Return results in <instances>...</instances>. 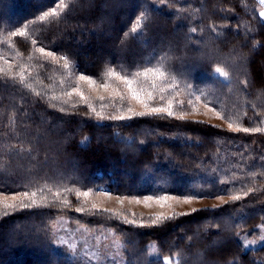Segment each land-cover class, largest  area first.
I'll return each mask as SVG.
<instances>
[{
	"label": "trees",
	"instance_id": "obj_1",
	"mask_svg": "<svg viewBox=\"0 0 264 264\" xmlns=\"http://www.w3.org/2000/svg\"><path fill=\"white\" fill-rule=\"evenodd\" d=\"M53 4L0 0V201L28 191L30 181L66 184L91 194L105 186L124 198H183L194 192L207 198H242L183 212L188 215L175 213V218L156 224L151 219L155 215L125 209L96 214L59 207L17 210L0 215V264H72L53 245L51 227L61 217L91 230H113L125 244V264H162L165 256L176 264H264V245L244 248L241 240L258 237L264 225V132H232L204 120L181 119L184 107L171 117L139 115L148 110L120 81L106 75L109 68L123 74L162 65L164 75L150 74V83L140 92L146 99L152 91L156 99L150 106L171 102L175 107L197 95L222 116L239 114L242 127L264 128V19L259 1L71 0L59 19H36ZM142 12L148 16L147 28L131 33ZM25 24L26 37L10 36ZM39 47L68 57L72 67L64 69L62 61L56 63L38 52ZM216 67L228 71L229 78L216 76ZM22 69L33 90L20 84ZM79 74L97 85L108 82L109 93L101 100L81 81L88 102L76 94L69 100L64 93L76 87ZM121 114L124 120L108 119ZM248 188L254 191L243 195ZM64 195L74 206L83 200L74 192ZM110 213L127 214L135 223ZM152 245L159 255L150 254Z\"/></svg>",
	"mask_w": 264,
	"mask_h": 264
},
{
	"label": "snow or ice",
	"instance_id": "obj_2",
	"mask_svg": "<svg viewBox=\"0 0 264 264\" xmlns=\"http://www.w3.org/2000/svg\"><path fill=\"white\" fill-rule=\"evenodd\" d=\"M71 2V0H69ZM69 2H66V0H54V4L51 7L50 10L44 11L41 15L38 16L39 21L44 22L48 21L50 18H56L59 19L61 17V14L64 13L65 9L69 7ZM168 0H159L160 4H165L167 3ZM261 4H264V0H260ZM260 16L264 18V12L260 13ZM147 21H148V16L145 13H141L138 18H136L135 22L132 24L130 32L131 33H137L138 30L140 29H146L147 28ZM28 25L25 24L22 27L18 28L15 31H11L10 36L13 37H26L28 35V32L26 31ZM213 31H216L215 27L212 29ZM191 32L195 33L197 31L196 28H192L190 30ZM141 35L143 34L142 32L140 33ZM128 33H125V36L127 37ZM33 44H36V41L33 39L32 40ZM37 51L46 55L47 57L52 58L53 61L56 63H62V67L64 69H70L72 67L71 62L68 57L66 56H59L57 57L52 51H47L45 52V49L43 47L37 48ZM162 65L160 67H152V66H145L143 71H136L134 73H118L116 72L115 69L109 68L106 72V75L110 78H114L117 81H120L124 85V87L127 89L128 93H130L131 98L133 100L138 101L146 110H148L146 113H139V115H145V114H160V113H166L169 117L174 115V112L172 111V104L169 102L167 106H150L151 102L156 99V97L153 95L152 91H147L146 92V99H142L140 96V92L145 91V83H150L147 81V77L152 74L155 76L157 73H159L161 76L164 75V71H162ZM3 69H0V72H3ZM215 73L219 77H223L225 79L229 78V72L225 71L222 67H216L215 68ZM19 75V82L22 86L28 88L29 90H33V85L32 83L26 82L25 76H24V70L22 69ZM12 79H15V76L11 77ZM143 78V79H141ZM174 80V77L172 78ZM85 82L89 85H96V80L87 76L86 74H79L76 76V87H73L71 91H66L64 93V96L68 97L69 100L73 96V94H76L80 97L81 101L87 103L88 102V97L84 94V92L80 89L79 87V82ZM245 84H247L246 81H243ZM136 85L135 88H133V85ZM100 87H103L107 89L110 85L108 82L104 81L100 85ZM151 87L154 88L155 84H151ZM116 91V89H113ZM163 91V89H161ZM37 96H41V92H36L35 93ZM52 100L58 99L56 96L49 97ZM119 98L121 100H124V94L120 93ZM103 97H101V100ZM160 100H163L164 97L161 95L159 97ZM197 100L200 99V96L196 97ZM69 100H64V103H68ZM192 102L189 101V104ZM182 104V102H181ZM90 110L92 112H96V109L89 104L88 105ZM71 107H76V103L73 102L71 104ZM205 107L208 108V111L213 112V114L218 118V119H224L227 121V127L230 131L232 132H244V133H259V132H264V128L262 127H242L240 124L237 123V119H239V114H236V117L233 118L232 115L228 116H222L219 111L216 110L215 105H212L211 102H206ZM61 112L67 111L66 108L61 107L59 109ZM128 112H133L132 108H127ZM246 114V113H245ZM96 115L103 120L105 117L101 115L100 113H96ZM259 115V113H257ZM183 119V114L180 117ZM108 119L112 120H124L125 116L124 115H116V116H109ZM261 124H264V120L260 121ZM83 143V142H82ZM143 143V142H141ZM264 175V173H261ZM256 173H253V177H255ZM226 181H221V183H224ZM29 190L24 191L15 195H11L10 197L5 196L3 201H0V208H2V212H0V215H9L12 212H15L17 210H23V209H31L33 207H59L61 210L64 208H74V210L77 213H83L85 211L91 212L92 214H96V212L99 211L97 208L96 204H92L90 208L87 207V198L91 194V190L89 191H80L79 189H73L69 188L66 184H57V185H52L48 183L47 181H44L42 184L40 183H34L33 181L29 182ZM61 188L63 191H61ZM254 191L253 188H248L247 192H244L243 195H247L248 192ZM75 194L76 198L78 201H81V198L83 200L81 203L78 205H72V202L67 198L64 193H73ZM225 193H228V190H225ZM40 196V200H37V196ZM0 195H3L0 193ZM198 197L195 196H185L182 199V202L187 204L191 203L193 199H196ZM218 200H220L221 204H226L228 201L224 199V196L221 195L219 197H216ZM242 197L241 195L238 194H229L228 200L235 202L240 200ZM117 199H120V197H117ZM126 199V198H125ZM136 203H140V200L135 199ZM169 199L175 200L177 203L181 202V198L179 197H169V196H157V197H152V196H147L144 197V203L148 204L149 201H155L158 204H161L163 206V203L165 201H168ZM12 201V202H7V201ZM121 203H123V200H121ZM196 209H193V212H195ZM189 213H183V215H188ZM111 216H123L125 222H130V223H135V220L129 221L127 214L123 213H110ZM134 215V214H133ZM176 214L173 213L171 217H164V216H156L152 219V223H160L163 222L165 219H172L175 218ZM55 227V225H54ZM216 227H219V225H216ZM237 227H241L240 224H237ZM261 231L258 239L260 241H264V225L259 226ZM78 231H81L82 233H89L91 234L90 229H85L83 226H81ZM110 235H113V245L115 246L116 249H122L124 245L121 243V241L118 239L116 234L112 233ZM237 236L240 235L239 232L236 233ZM191 239V237H189ZM241 240L243 241V247L247 248L249 245H253L257 242L256 239H248L247 237H241ZM58 245H63L67 247V250H69L70 254L73 255L74 258L80 259V258H85L87 260H100L101 256L107 257L109 260L116 261V264H119V260L117 259L120 257V252L117 251L114 255L108 256L107 252L101 254L98 252H92L90 255L87 252V248L84 247V245L87 244V240L84 241V244L81 245L82 248H84L83 253H78L77 251V244L76 243H70L69 240L65 239L64 237H59L57 241ZM97 243H99V238H97ZM109 246L105 245V248L107 249ZM149 252L152 255H159V249L155 247V245L150 246ZM162 264H176V262L170 258V257H163L162 258ZM231 264V262H229Z\"/></svg>",
	"mask_w": 264,
	"mask_h": 264
},
{
	"label": "rangeland",
	"instance_id": "obj_3",
	"mask_svg": "<svg viewBox=\"0 0 264 264\" xmlns=\"http://www.w3.org/2000/svg\"><path fill=\"white\" fill-rule=\"evenodd\" d=\"M260 3V0H258ZM261 12H264V4H261ZM264 19V18H263ZM216 76H218L216 74ZM219 77V76H218ZM225 79L223 77H220ZM92 88V93L97 97H103L109 93V89H105L100 87L99 85H90ZM197 95H195V100L191 101L192 103L189 104V101H185L184 103H179L177 106H172V111L176 112L180 108L184 107L186 111L183 113L185 117L197 119V120H204L209 123L218 124L227 127V121L224 119H218L213 112L208 111V108L205 107V104L199 99H196ZM140 106V105H139ZM142 107V106H141ZM228 128V127H227ZM191 196L198 197L193 199L191 203H183L181 198V202L177 203L175 200L169 199L161 204L156 203L155 201H149L148 204L144 203V198H135L140 200V203H136L133 198H124L120 197L117 199L118 196H115L109 192V190L103 186L98 188V190L94 193L89 195L87 198L90 205L96 204L99 210H118V209H125L132 212H141L146 215H155V216H168L173 213H183L187 211H191L196 208H203V207H213L221 205L220 200L215 198H207L201 192H194ZM171 197V196H170ZM224 199L227 200L228 197L224 196ZM123 200V203H121ZM55 225V227H54ZM81 226H76L71 224L69 218L61 217L58 218L55 223L51 227V234L53 237V245L54 248L64 254L68 261L72 264H116V261L109 260L105 256H101L100 260H87L85 258H74L73 255L70 254L69 250H67L66 246L58 245L57 241L59 237H64L65 239L69 240L70 243H76L78 248V253H83L84 248L81 247L84 244V241L87 240V244L84 247L87 248V252L90 255L92 252L98 253H105L107 252L108 256L114 255L117 251L120 252V257L117 259L119 260V264L126 263L125 257V244L124 242L117 236V234L110 229H94L91 230V234L85 232L82 233L78 231ZM85 229H89L84 227ZM261 231V229H260ZM116 234L118 239L124 245L122 249H116L113 245V235ZM259 237V236H258ZM258 237L254 238L257 240L255 244L252 245V248L259 247L264 245V241H260ZM97 238H99V243H97ZM105 245L109 247L106 249ZM175 261V260H174Z\"/></svg>",
	"mask_w": 264,
	"mask_h": 264
}]
</instances>
